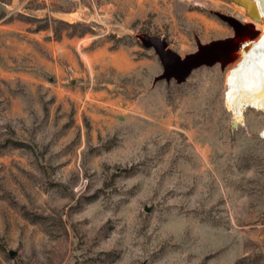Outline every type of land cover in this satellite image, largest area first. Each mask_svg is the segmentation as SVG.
<instances>
[{"label":"rangeland","instance_id":"1","mask_svg":"<svg viewBox=\"0 0 264 264\" xmlns=\"http://www.w3.org/2000/svg\"><path fill=\"white\" fill-rule=\"evenodd\" d=\"M215 13L264 30L234 0H0V264H264V102L228 108L231 63L159 79L138 37L184 60L234 38Z\"/></svg>","mask_w":264,"mask_h":264},{"label":"bare ground","instance_id":"2","mask_svg":"<svg viewBox=\"0 0 264 264\" xmlns=\"http://www.w3.org/2000/svg\"><path fill=\"white\" fill-rule=\"evenodd\" d=\"M251 1L255 5V12L258 16V19L254 20H261L264 27V0ZM245 4L249 9L251 8L250 4ZM64 17L73 20L77 16L76 14H67ZM230 19L231 27L235 32L234 38L201 45L195 54L205 53L208 55L211 61L209 66L217 62L221 63L222 66L232 64V83L236 86V90L233 92L235 102L246 99L257 105L262 104L264 102V30L258 38H254V33L259 31V24L246 21L243 25L232 17ZM138 37L144 45L154 49L165 69H167V63L170 59L181 60L168 50L164 42L147 35H139ZM251 82L253 85L249 87Z\"/></svg>","mask_w":264,"mask_h":264},{"label":"water","instance_id":"3","mask_svg":"<svg viewBox=\"0 0 264 264\" xmlns=\"http://www.w3.org/2000/svg\"><path fill=\"white\" fill-rule=\"evenodd\" d=\"M234 2L239 3L244 5L245 9H246V13L248 14V16H250L252 19H258L257 13L255 12V5L251 0H234ZM250 4L251 8L249 9L247 7V5L245 4ZM219 19H221L223 22H225L226 24H228L231 27V19L230 17L223 15L221 13H215ZM258 32H255L254 35H256ZM210 58L208 55H206L205 53H202L200 55H196V54H190L188 56H186V58L184 60H176L175 58H172L168 61L167 63V69H165L163 67V71L161 73V75L159 76V79H165V80H170L171 77H176V81H184L189 74L192 72L193 69L201 67V66H209L210 64ZM170 77V78H168ZM232 80V79H231ZM231 80L226 81L227 82V86H228V90L226 92V104L228 106V108L234 110L235 106H232L228 100V97L230 96V92L233 83L231 82ZM231 82V83H230ZM247 106L244 103H241V105L238 107L240 113L242 112V109Z\"/></svg>","mask_w":264,"mask_h":264},{"label":"trees","instance_id":"4","mask_svg":"<svg viewBox=\"0 0 264 264\" xmlns=\"http://www.w3.org/2000/svg\"><path fill=\"white\" fill-rule=\"evenodd\" d=\"M65 25L72 26V25H69V24H67V23H65Z\"/></svg>","mask_w":264,"mask_h":264}]
</instances>
